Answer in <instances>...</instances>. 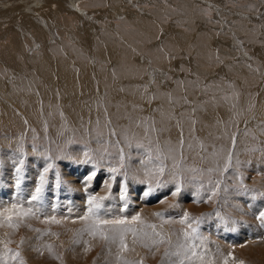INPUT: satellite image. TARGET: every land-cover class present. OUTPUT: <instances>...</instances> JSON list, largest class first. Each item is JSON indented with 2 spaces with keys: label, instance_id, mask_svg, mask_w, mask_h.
Instances as JSON below:
<instances>
[{
  "label": "bare ground",
  "instance_id": "obj_1",
  "mask_svg": "<svg viewBox=\"0 0 264 264\" xmlns=\"http://www.w3.org/2000/svg\"><path fill=\"white\" fill-rule=\"evenodd\" d=\"M31 7L40 8V18L34 20ZM101 8L111 12L108 21L104 11L97 10ZM34 28L43 30L37 33L42 51L32 54L26 48L23 55L21 40L31 37ZM0 32V39L6 38L0 41V63L17 67L12 77L5 76L8 80L0 73L3 133L13 120L23 127L48 121L64 139V121L84 123L90 108L99 119L106 114L112 118L117 135L127 142L133 130L138 134L137 125L150 122L168 129L174 137L171 142L180 143L183 117L181 121L188 122L183 136L194 143L190 136L199 134L208 165L218 158L225 162L231 154L264 159V0H0ZM238 44L245 53L235 52ZM91 59L100 61L97 68L89 65ZM29 64L31 73H23L21 68ZM197 79L207 84L220 80L222 94L229 97L220 100L216 87L210 89L211 95L205 92L210 98L199 100ZM88 94L99 95L100 103H84ZM61 102L64 117L58 108ZM187 103L193 114L174 111ZM92 119L88 118L90 124ZM147 129L151 136L153 128ZM39 133L41 128L33 130L35 137Z\"/></svg>",
  "mask_w": 264,
  "mask_h": 264
},
{
  "label": "rangeland",
  "instance_id": "obj_2",
  "mask_svg": "<svg viewBox=\"0 0 264 264\" xmlns=\"http://www.w3.org/2000/svg\"><path fill=\"white\" fill-rule=\"evenodd\" d=\"M31 9L34 20L41 17L40 8L34 10V7H31ZM97 10L104 11L103 16L107 18L106 21L109 20L110 11L105 8ZM34 29L33 32H29L31 37L25 36L26 38L21 40V53L26 48H31L32 54H38L42 51L43 41L39 40L37 33L43 30L35 29V31ZM49 31L45 30V33L49 34ZM2 39L5 40L6 38ZM2 39L0 41H3ZM54 41H58V39L53 38L52 42ZM72 42L75 43V41ZM3 48H5V45ZM235 50L238 55L245 53L239 44L235 47ZM237 60L241 59L238 57ZM248 61L251 62V60ZM99 63L98 59L89 61V65H94L96 68ZM4 65L2 64L1 66L4 68L0 69H4L5 72L0 71V73L4 80H8L15 74L14 71H17L15 69L17 67L9 64H7L9 66ZM27 67L26 69L21 68L25 74L31 73L30 64ZM91 68H89V72L92 70ZM23 69H25V72ZM11 71L13 73L10 74ZM180 72L183 73L182 70ZM12 81H10L11 84L15 82V80ZM199 81L201 79H197L195 82L199 83ZM215 81H211L212 84L201 81L199 90L203 95L199 94V100H204V97L205 99L206 97L210 98L212 93L210 89L213 90L216 87L220 89L217 96H223L224 99L229 97L226 92L222 94L224 90L222 82L220 80ZM42 82L44 83V80ZM224 82L227 83V81ZM141 87L142 89L145 88L144 85ZM98 88L101 91L102 87L99 86ZM9 89L8 87L7 90ZM151 89L152 87L149 86L148 93ZM100 91L97 90L99 94ZM183 92L185 94L182 93L181 96L186 99V91ZM101 93L103 94L102 91ZM102 94H100L101 97ZM97 96H89L88 94L83 102L90 104V106L100 103L97 101L99 99ZM223 97H220V100H223ZM69 99V96H67L63 102L65 108H67L66 105ZM88 99L89 101H86ZM63 103H59L58 108L60 116L63 115L64 117L66 113H62ZM187 107L191 109L193 106L187 103L179 109L175 108L174 111L182 114V109H184L186 115L188 112L193 114L194 110L190 111ZM90 110L89 108L88 118H94L91 120V124L88 118L86 122L81 124L64 121L67 127L64 139L60 136V133L51 130L52 124L48 121H46V124L42 122L40 126L30 124L23 127L24 125L18 126L17 122L13 120L9 126L11 128L5 130L8 131L7 133H3L0 127V204L11 207L14 202L17 193L15 168L19 166L20 160H23V179L19 190V199L24 201L30 198L38 184L39 175L49 162L47 157L51 156L53 163V169L46 176L44 207L41 209L43 214L29 215L19 221H14L19 223L18 228H10L7 224L0 227V255L5 254V245H7L8 248L13 250V253H20V256L12 261V264H20L21 261H23V264H125V262L139 264L140 261L143 264H179L182 256H166L165 253L179 251L183 254L188 249L189 246L185 243L183 232L190 230L186 228L185 224L179 222L183 214L188 213L190 217L204 218V222L199 225V234L202 239L193 242L197 255L190 257L191 264H225V260H227V264H239L240 261H243V264H264V227L260 225V221L257 219V213L264 210V196L258 195V193H264L263 158L258 159L256 156L258 161L254 156L250 159L247 156L245 159L242 155L238 158L237 156L233 157L231 153V155L227 154L231 157V165L228 171L225 172L223 170L229 157H226L225 162H222L225 165H222L220 158L215 160L214 164L211 163L214 166L208 165V155L204 151L203 139L199 137V134L193 133L190 136V139L194 137V143L183 136L186 134L188 124V122L181 121L183 117H179V121L181 131L184 132L181 133L180 131L179 133L184 138L182 136L178 137L183 141L182 148L179 140L171 142L174 137L168 129L162 130L159 123L151 125L150 122L137 125V130L140 129L138 134L137 131L135 133V130H133L134 132L131 133V135L133 134L132 138L127 142L125 136L117 135L119 134L118 126L112 118L110 119L109 116L108 118L106 114V116L101 117V120ZM19 116H24L20 110ZM97 118L99 122L97 120L95 123ZM65 126L62 125L61 130ZM113 127H116L115 130ZM148 127L153 128L150 131L152 132L151 136H149ZM169 127L174 133L176 129L173 125ZM40 128L41 133L35 137L33 130H39ZM145 131L148 133L146 134ZM232 132L230 131V134ZM162 133L163 135H161ZM89 137L91 139H88ZM157 137L159 139H156ZM171 143L172 146H169ZM174 144L177 150L173 148ZM137 145L143 147L138 148ZM178 145L180 146L178 147ZM121 148L125 153L123 168L119 166V149ZM149 152L152 156L151 160L148 156ZM86 160L99 165L98 174L88 183L87 187L83 182V178L92 170L93 163H85ZM160 160L165 165L163 176H159L157 172L160 167ZM240 161H243V163ZM215 163H217L218 168ZM218 164L220 165L218 166ZM110 167L119 168L120 173L126 171L128 179L126 181L122 180L121 175L118 173L116 179L112 180L111 173L108 171ZM55 172L60 173L62 181L60 187H56ZM177 172L182 175L177 176ZM241 179H243L247 189L255 191L246 192L240 189ZM157 180L163 184V187L157 184ZM216 180L222 181L219 186L220 190L216 196L209 199L210 183ZM125 182L127 183L126 210L123 207L125 201L121 198ZM177 182L181 185V191L176 195H170ZM149 185L153 189L151 194L147 192ZM225 186L227 187L226 192L224 191ZM88 194H94L97 198H106L103 200L101 219L127 216L131 220L133 215L138 214L141 217V222L132 225L133 227L151 234L152 229L148 228L147 225L154 224L157 226L156 231L162 232L167 238H170L171 245L165 243L158 247H145V243L151 245L149 238L144 237L134 241L132 234L129 233L126 237L128 250L124 251L118 239L110 241L102 239L99 234L93 236L88 230L92 220L85 221L77 218L85 214L86 196ZM254 196L255 198H253ZM197 198L200 202H195ZM24 206L28 207L27 204ZM69 212L72 214L69 215ZM215 212H219V217L228 219L227 227L220 221L219 217L211 215ZM156 213H164L165 215L158 217L155 215ZM50 216H55L56 220L60 222H48L46 218ZM232 220L237 221V223L232 224ZM193 227H196V225L193 224ZM103 230L108 236L112 235L111 232H108L107 226ZM232 257H235V259H232Z\"/></svg>",
  "mask_w": 264,
  "mask_h": 264
},
{
  "label": "snow or ice",
  "instance_id": "obj_3",
  "mask_svg": "<svg viewBox=\"0 0 264 264\" xmlns=\"http://www.w3.org/2000/svg\"><path fill=\"white\" fill-rule=\"evenodd\" d=\"M114 134V133H113ZM183 144V141H181V145ZM131 146V145H129ZM138 148H142V145H137ZM87 155V153H86ZM149 159H152L151 153H148ZM159 159V158H158ZM47 160L49 161L46 166L44 167L43 171L39 175L38 178V184L36 185L33 193L31 194L30 198L26 201L19 199V190L21 186V182L23 179V160L19 161V166L15 168L16 173V182H15V188L17 190L16 196L14 197V202L12 203L11 207H6L0 204V227L7 224L10 228H18L19 223L14 221H19L22 218L28 217L29 215H36V214H43L41 213V209L44 207V192H45V185H46V176L50 170L53 169V163H52V157H47ZM124 161H125V153L124 150L121 148L119 149V166L120 168L124 167ZM85 163H93V168L89 173L83 178V182L85 183V186L87 187L88 183H90L98 174L99 171V165L90 161L86 160ZM231 165V157L228 158V163L226 164L223 171L227 172L228 168ZM108 171L111 173V179L115 180L116 175L119 173L121 175L122 180L126 181L128 179L126 171L124 173L119 172V168L117 167H110ZM165 171V165L163 164V161L160 160V167L158 168L157 172L159 176H163ZM55 180H56V187H60L62 181L60 177L59 172H55ZM177 176L182 175L181 173L177 172ZM222 183L220 180H216L213 183H210V195L209 199L216 196L220 190L219 186ZM157 184L160 187H163V184L157 180ZM240 189L245 190L246 192H251L255 190H249L247 189L246 185L243 183V179H241L240 182ZM153 191L152 187L149 185L147 187V192L151 194ZM181 191V185L179 182L175 183L173 187V191L170 193V195H176ZM224 191H227V187L225 186ZM260 196H264V193H258ZM125 203L123 205L124 209H127V183H124L123 188V194L121 197ZM255 198V196L253 197ZM106 199L105 197L97 198L94 194H88L86 196V211L85 214L82 216L77 217L81 220H92V223L89 225V231L93 236L99 234L102 239L110 240V241H116L117 239L120 242V246L124 251H127V243H126V237L129 233L132 234L134 241L137 239H142L144 237H147L151 240V245L145 243V247H158L161 244H169L171 245L170 238H167L162 232L156 231V225L150 224L147 225L148 228L152 229V233H146L143 232L141 229H137L133 227L132 225L141 222V217L137 215H133L131 217V220L127 216L123 217H116L113 219H101V209L103 208V200ZM35 202V203H34ZM163 202V201H160ZM195 202H200L197 198ZM27 204L28 207H25L24 205ZM72 213L69 212V215ZM158 217H163L164 213H156L155 214ZM211 215L219 217V212L212 213ZM220 221L227 227L228 225V219H225L223 217H219ZM230 219V218H229ZM257 219L260 221V225L264 227V210H261L257 213ZM46 220L48 222H55L59 223L60 221L56 220L55 216L47 217ZM179 222L181 224H185L186 228L189 229L185 230L183 232L185 243L189 246L188 249L181 254L179 251L177 252H166V256H177L182 258L179 260V264H191L190 257L196 256L197 253L195 251V248L193 246V242L195 240L202 239V237L199 234V225H201L204 222V218H195L190 217L188 213H184L182 218H180ZM237 221L232 220V224H236ZM193 224L196 225V227H193ZM107 226L108 232H111L112 235L108 236L103 228ZM183 247V246H178ZM20 256L19 252L13 253V250L8 248L7 245H5V254L0 255V264H12V261H14L17 257ZM232 259H235V257H232ZM20 264H23V261L20 262ZM125 264H129V262H125ZM139 264H143L142 261L139 262ZM225 264H227V260H225ZM239 264H243V261H240Z\"/></svg>",
  "mask_w": 264,
  "mask_h": 264
}]
</instances>
